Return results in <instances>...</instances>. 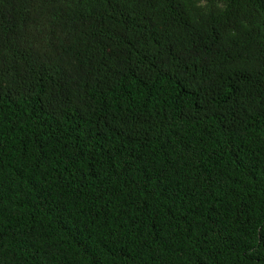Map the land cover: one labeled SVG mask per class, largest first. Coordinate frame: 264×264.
Returning a JSON list of instances; mask_svg holds the SVG:
<instances>
[{"label": "trees", "instance_id": "1", "mask_svg": "<svg viewBox=\"0 0 264 264\" xmlns=\"http://www.w3.org/2000/svg\"><path fill=\"white\" fill-rule=\"evenodd\" d=\"M0 264H264V0H0Z\"/></svg>", "mask_w": 264, "mask_h": 264}]
</instances>
